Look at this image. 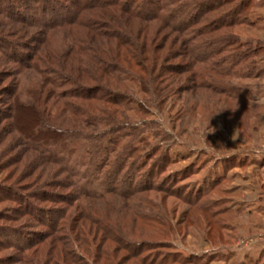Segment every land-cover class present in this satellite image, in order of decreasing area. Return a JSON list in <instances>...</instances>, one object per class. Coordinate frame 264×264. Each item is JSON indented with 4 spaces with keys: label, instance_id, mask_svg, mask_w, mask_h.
Here are the masks:
<instances>
[{
    "label": "rangeland",
    "instance_id": "1",
    "mask_svg": "<svg viewBox=\"0 0 264 264\" xmlns=\"http://www.w3.org/2000/svg\"><path fill=\"white\" fill-rule=\"evenodd\" d=\"M12 1L39 27L62 16L57 9L43 14L44 2ZM44 1L50 9L76 0ZM151 1L157 0H139L146 7ZM164 1L177 2L169 4L168 13L178 14V23H185L205 0ZM221 1L191 30L201 53L219 51L218 64L233 59V52L222 48L229 35L244 44L243 51H256L224 82L235 89V97L195 91L190 72L179 77L185 90L180 97H148L123 67L125 73L118 75L135 95L129 97L131 109L85 104L98 121L109 120L114 127L92 140L85 138L95 128L60 112L53 100L40 106L35 98L23 97L17 111L12 110V84L23 80L22 88L31 90L43 79L39 71L9 62L2 54L0 264H69L72 258L76 264H107L108 258L113 264H156L163 259L165 264H181L183 258L191 264H264V0ZM242 2L247 5L243 10ZM100 11L89 8L84 15ZM231 13L236 26L205 34L209 23L216 18L219 23L229 21ZM39 31L0 16V37H13L12 42L20 44L16 56L30 52L24 47L35 45ZM166 34L168 46L185 37L172 30ZM211 41L216 42L213 48L205 47ZM0 45V51L13 54L3 41ZM47 125L55 128L48 129L52 140L36 134ZM108 145L105 154L101 150ZM37 236L44 237L33 245ZM122 242L145 248L133 256L119 247ZM60 251L68 259L60 257Z\"/></svg>",
    "mask_w": 264,
    "mask_h": 264
},
{
    "label": "trees",
    "instance_id": "2",
    "mask_svg": "<svg viewBox=\"0 0 264 264\" xmlns=\"http://www.w3.org/2000/svg\"><path fill=\"white\" fill-rule=\"evenodd\" d=\"M26 1L28 2V0ZM34 1L44 2V4L46 2L44 0ZM221 2L220 0L200 1L196 4V7L199 8L197 13H194L195 16L188 18L185 23H178V14L168 13L169 4L177 6V2L166 4L164 0L151 1L147 7L145 2H139V0H85V3L76 0L75 2L69 1V4L60 7L57 3L58 6L55 5L50 9H46L44 7L46 5L42 4L43 14L57 9L56 11H60L62 16L59 15L55 21H52L54 18L49 19V21L46 20L47 22L39 27L35 20L33 21L32 18L26 16V10L23 11L24 8L19 10V6L14 4L12 0H0L1 17L21 25H32L34 28L40 29L37 33L39 36L34 37L35 45L30 43L24 47L30 48V52L20 56H16L20 52V44L16 41L12 42L16 39L9 36L0 37V44L3 41L13 52L12 54L1 50L3 52L0 51V60L3 57L2 54L6 55L9 62L20 63L27 69L32 68L39 71L43 79L35 82L31 90L22 88L23 80L14 82L13 86L9 88L12 110L17 111L23 97L35 98L34 102L40 106L47 105L49 101L53 100V105L58 106L60 112H69L75 121L84 123L87 127L95 128L93 133L89 135L90 138H85V140H92L99 137L105 130H114V127L110 124L111 121L109 123V120L108 122L107 120L98 121L95 115L89 113L85 104L102 103L114 107L122 105L131 109L129 97H135L134 92L128 85L124 84L118 75L121 72L125 73V69L133 73L132 79L140 84L142 93L148 97H180V94L185 90L181 87L182 84L180 85L179 77L185 72L191 73V82L195 91L203 89L211 91L210 94L218 95L217 92H221L225 97H235L233 95L235 89L230 90V88L223 86L225 85L224 82H229L228 79L233 76L235 69L244 63L248 57L250 58L251 54L257 55L256 51L254 49L243 51L245 50L242 49L244 44L242 45L238 41L234 42V39H231V35H229V38L222 44V48L225 51H232L233 59L228 58L223 63L218 64L215 57L219 51L216 49L210 50L208 54L206 52L201 53L202 49L195 44L196 38L193 30H191V26L200 23L202 15L210 16L217 10L219 3L223 4V1ZM194 4L192 3V5ZM246 6L245 2H242L241 10ZM94 7L95 9L101 8L100 12L95 13L97 20H99L97 22H94L95 16L85 17L84 15L89 8ZM3 8H6L7 13L3 12ZM226 18L230 19L223 23H219L217 18L214 19L207 26L205 34L211 36L217 29H228L236 26V19L232 13ZM172 20H176V23L174 24ZM166 30L183 34L185 37L180 40L179 44L172 45L170 43L168 46V38L167 40L164 39L167 36ZM161 34L163 37L160 38ZM204 44L205 47L213 48L212 46L216 42L211 41ZM233 48L235 49L233 50ZM0 49L4 48L0 45ZM181 59H185L186 62L182 63L179 61ZM172 60H178L179 63L173 64ZM61 89L66 90L61 91ZM194 97L198 96L195 95ZM208 97L214 96L209 95ZM76 101L80 103L77 104ZM17 103L18 105H16ZM38 116L39 114L36 116V120H39ZM45 128L46 130H39L36 134L40 136L45 134L44 140L54 139V135L48 132L50 128L55 129L54 126L47 125ZM98 128L101 132H95L98 131ZM73 132L84 133V130H74ZM110 146L100 150L109 154ZM168 158L165 155L164 160L167 161ZM62 216L61 220L65 218ZM135 218L137 217L135 216ZM96 225L104 232L100 222ZM110 234L108 236L112 237ZM37 237L38 239H35L34 244L29 243L30 246L39 244L44 236ZM85 239L87 240V238ZM100 244L97 247L101 246ZM119 247L127 253H132L133 256L139 255L145 248L131 247L125 242L120 243ZM100 248H97L98 251ZM58 254L64 260L68 259L64 251H60ZM107 256L113 258L109 254ZM70 260L68 259L69 264H76L75 260ZM108 260L107 264H113L114 261H111V258ZM165 260L163 259L161 263L156 264H165ZM191 263L193 262H187V258L181 259V264ZM118 264L125 263L124 261L122 263L121 260ZM143 264L149 263L144 261Z\"/></svg>",
    "mask_w": 264,
    "mask_h": 264
},
{
    "label": "clouds",
    "instance_id": "3",
    "mask_svg": "<svg viewBox=\"0 0 264 264\" xmlns=\"http://www.w3.org/2000/svg\"><path fill=\"white\" fill-rule=\"evenodd\" d=\"M210 132H215V129H214V128H212Z\"/></svg>",
    "mask_w": 264,
    "mask_h": 264
}]
</instances>
